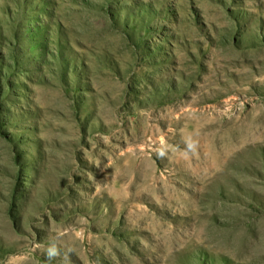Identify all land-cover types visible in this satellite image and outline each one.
Instances as JSON below:
<instances>
[{
    "label": "rangeland",
    "instance_id": "1",
    "mask_svg": "<svg viewBox=\"0 0 264 264\" xmlns=\"http://www.w3.org/2000/svg\"><path fill=\"white\" fill-rule=\"evenodd\" d=\"M50 244L264 264V0H0V264Z\"/></svg>",
    "mask_w": 264,
    "mask_h": 264
},
{
    "label": "clouds",
    "instance_id": "2",
    "mask_svg": "<svg viewBox=\"0 0 264 264\" xmlns=\"http://www.w3.org/2000/svg\"><path fill=\"white\" fill-rule=\"evenodd\" d=\"M188 148L195 151V141L189 140ZM163 155V153H161ZM60 248L56 244H50L46 251L47 261L46 264H51V261L58 256H60ZM67 259V254H65V260Z\"/></svg>",
    "mask_w": 264,
    "mask_h": 264
}]
</instances>
